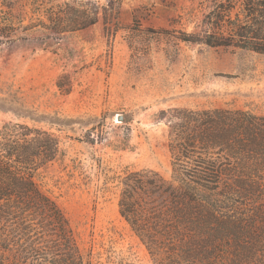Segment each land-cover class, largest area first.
Returning a JSON list of instances; mask_svg holds the SVG:
<instances>
[{
	"label": "rangeland",
	"instance_id": "374dc122",
	"mask_svg": "<svg viewBox=\"0 0 264 264\" xmlns=\"http://www.w3.org/2000/svg\"><path fill=\"white\" fill-rule=\"evenodd\" d=\"M226 1L12 0L9 9L0 0V127L20 122L60 135L63 155L42 184L90 264H152L119 216L118 177L148 169L170 179L167 112L264 116V55L180 40L202 37L206 16ZM64 4L96 22L56 32L50 15ZM13 16L22 24L5 28Z\"/></svg>",
	"mask_w": 264,
	"mask_h": 264
},
{
	"label": "trees",
	"instance_id": "16d2710c",
	"mask_svg": "<svg viewBox=\"0 0 264 264\" xmlns=\"http://www.w3.org/2000/svg\"><path fill=\"white\" fill-rule=\"evenodd\" d=\"M226 2L208 13L202 37L180 40L264 55V0H238L235 15L234 1ZM64 5L67 11L50 15L56 32L96 22ZM1 24L14 29L22 19ZM167 113L171 177L148 169L118 177L119 216L152 264H264V116L233 108ZM61 144L50 130L0 127V264H90L42 184Z\"/></svg>",
	"mask_w": 264,
	"mask_h": 264
},
{
	"label": "water",
	"instance_id": "95a60500",
	"mask_svg": "<svg viewBox=\"0 0 264 264\" xmlns=\"http://www.w3.org/2000/svg\"><path fill=\"white\" fill-rule=\"evenodd\" d=\"M120 120H121V117H120Z\"/></svg>",
	"mask_w": 264,
	"mask_h": 264
}]
</instances>
